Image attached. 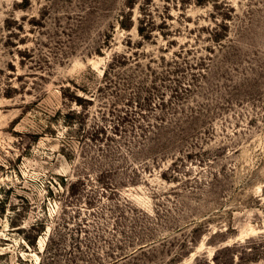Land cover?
<instances>
[{"label":"rangeland","instance_id":"obj_1","mask_svg":"<svg viewBox=\"0 0 264 264\" xmlns=\"http://www.w3.org/2000/svg\"><path fill=\"white\" fill-rule=\"evenodd\" d=\"M0 264H264V0H0Z\"/></svg>","mask_w":264,"mask_h":264}]
</instances>
